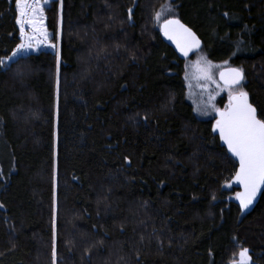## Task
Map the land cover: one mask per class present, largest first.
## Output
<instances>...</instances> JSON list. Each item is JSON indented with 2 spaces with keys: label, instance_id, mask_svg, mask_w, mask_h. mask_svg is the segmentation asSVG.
I'll use <instances>...</instances> for the list:
<instances>
[{
  "label": "trees",
  "instance_id": "obj_1",
  "mask_svg": "<svg viewBox=\"0 0 264 264\" xmlns=\"http://www.w3.org/2000/svg\"><path fill=\"white\" fill-rule=\"evenodd\" d=\"M166 2L53 0L59 64L47 50L0 66V264H233L242 248L264 264V193L243 214L225 187L237 163L187 98L154 22ZM172 3L212 61L243 65L260 115L264 0ZM17 14L0 0V60Z\"/></svg>",
  "mask_w": 264,
  "mask_h": 264
},
{
  "label": "snow or ice",
  "instance_id": "obj_2",
  "mask_svg": "<svg viewBox=\"0 0 264 264\" xmlns=\"http://www.w3.org/2000/svg\"><path fill=\"white\" fill-rule=\"evenodd\" d=\"M19 12L17 23L20 25L22 37L15 50L7 57L8 61L19 63L20 59L26 58L33 50H39V46L48 40V33L44 27V8L48 0H15ZM62 3V0H61ZM173 13L171 4L156 12L154 20L157 26L169 40L174 41L176 48L182 56L188 57L193 51L201 48V41L196 33L176 18H164V12ZM129 19L132 16V9H128ZM30 26L32 34L29 35L25 28ZM55 47V45H49ZM204 66L200 67L197 62V69L202 78L209 84H214L215 89L208 91L207 104L201 114H208V109L218 115L213 131L219 134L220 140L227 146V151L238 161V168L234 173V183L243 187L242 192L236 193V200L239 207L247 210L256 200L261 189L264 188V111L258 115L257 108L250 102L249 94L243 89V71L238 68H229L219 73L223 88L228 90V103L221 109L215 104L216 96L213 91L220 92L222 85L216 81L213 75V65L205 57H201ZM57 63L59 64V53L57 52ZM0 66L8 67L4 60H0ZM187 78V77H186ZM58 68H57V84ZM191 87V84L189 85ZM226 184L225 187H231ZM215 199V197H213ZM53 258L55 259V220L53 222ZM240 264H249L251 257L248 249L240 252Z\"/></svg>",
  "mask_w": 264,
  "mask_h": 264
},
{
  "label": "rangeland",
  "instance_id": "obj_3",
  "mask_svg": "<svg viewBox=\"0 0 264 264\" xmlns=\"http://www.w3.org/2000/svg\"><path fill=\"white\" fill-rule=\"evenodd\" d=\"M52 1L53 0H48V3L46 4V6L44 8V17H45L44 27L46 28L47 33H48V40L39 46V50H33L32 52H30L28 54L38 53V52L47 51V50L55 52V53H57V52L59 53V51H60L61 29L59 30V36H58L59 39L57 40V42H53L52 41V33L50 32V30L47 27L46 8L50 5V3ZM172 1L173 0H167V2L161 7V9L157 11V12H159L162 9H166V6L171 4L172 8L174 9V12L173 13H167L165 11L164 14L162 15V19H164V18H177L178 17V11L176 9L175 4H173ZM15 5H16V2H15ZM17 12H18V9H17ZM18 19H19V12L17 14V20ZM154 22H155V20H154ZM18 27H19V32H20V25L19 24H18ZM59 28H61V24L59 25ZM25 31L29 35L32 34V29L30 26H26ZM19 38H20L19 43H21V41H22L21 35H19ZM49 45H55V47L53 48V47H50ZM201 57H205L207 61H210L212 63V65L214 66L212 69L214 78L216 79V81L218 83H220L222 85V90L220 92L217 93V92L213 91V94L216 96L215 104L218 108H224L228 103V90L226 88H223V83H221V81L219 80V72L224 68L233 67V66L239 67L244 73H245V69H244L243 65H236V64L232 63V61L230 59H227V60H224L221 62L212 61L207 56V54L205 53L204 50H201V51L195 53L192 57L185 59V79L187 82V98H188V100L193 104L194 109H195L198 117L203 118V119L215 118L216 113L214 111H211L210 108L208 109V114H206V115L201 114L205 110V107L207 104L208 91L215 89L214 84H209L207 81L203 80L202 78H198L200 76V73L198 72V69H197V62L200 61V67L204 66V61H201ZM3 60H4L6 65H9L12 62V61H8L7 57H5ZM246 82H247V79H246V75H245L243 85H242L244 90H246V88L244 87V84H246ZM190 84H191V87H189ZM205 87H207L208 91L205 90ZM222 99H224V102H222ZM243 249H245V248L240 249L239 253L237 254L235 259L233 260V264H240V255L239 254ZM246 249H248V248H246ZM248 254L251 257V261L249 262V264H253V256H252V253L249 249H248Z\"/></svg>",
  "mask_w": 264,
  "mask_h": 264
},
{
  "label": "water",
  "instance_id": "obj_4",
  "mask_svg": "<svg viewBox=\"0 0 264 264\" xmlns=\"http://www.w3.org/2000/svg\"><path fill=\"white\" fill-rule=\"evenodd\" d=\"M176 19H179L180 20V22L181 23H183V24H185L186 26H188L185 22H183L182 21V19L180 18V17H177ZM189 27V26H188ZM191 28V27H190ZM192 29V28H191ZM193 30V29H192ZM194 31V30H193ZM162 32V31H161ZM195 32V31H194ZM196 33V32H195ZM162 35H163V37H164V39H165V41L167 42V43H169L172 47H173V49L175 50V52L177 53V55L179 56V57H181L182 59H187V58H189V57H191V56H193L195 53H197V52H199V51H201V50H203V47H204V44H203V41H202V39L198 36V34L196 33V35H197V37L200 39V41H201V48L199 49V50H197V51H193L192 53H190L189 54V56L188 57H184V56H182L181 55V53L179 52V50L176 48V44H175V42L174 41H171V40H169L166 36H164V34H163V32H162ZM229 68H238V69H240L239 67H236V66H233V67H227V68H224V69H222L221 71H226L227 69H229ZM220 71V72H221ZM219 72V73H220ZM243 75H244V78H245V73L243 72ZM219 80H220V78H219ZM244 81V80H243ZM243 81H242V85H243ZM221 83H223L222 81H221ZM249 100H250V98H249ZM250 102H251V100H250ZM252 103V102H251ZM253 104V103H252ZM254 105V104H253ZM255 106V105H254ZM256 107V106H255ZM257 108V107H256ZM221 109H223V108H221ZM257 112H258V109H257ZM258 115H259V112H258ZM219 117H218V115L216 114V116H215V123H216V120L218 119ZM261 118V117H260ZM215 125V124H214ZM216 134H217V136L219 137V134L217 133V132H215ZM219 140H220V138H219ZM220 144L226 149V151H227V146L224 144V142L222 141V140H220ZM227 153L236 161V163H237V168H238V161L236 160V158L235 157H233L232 156V154L230 153V152H228L227 151ZM237 168H236V170H237ZM234 181V176L232 177V179H231V185H232V187H234L235 189H237V192H242L243 191V187L241 186V185H238V184H236V183H234L233 182ZM236 192V193H237ZM263 193H264V188H262L261 189V191H260V193L257 195V197H256V200L253 202V204L249 207V209H247V210H242L241 208V212L243 213V214H250L254 209H255V207L257 206V204L259 203V201H260V199H261V197H262V195H263ZM235 201H236V203L239 205V201H237L236 200V198H235Z\"/></svg>",
  "mask_w": 264,
  "mask_h": 264
},
{
  "label": "bare ground",
  "instance_id": "obj_5",
  "mask_svg": "<svg viewBox=\"0 0 264 264\" xmlns=\"http://www.w3.org/2000/svg\"><path fill=\"white\" fill-rule=\"evenodd\" d=\"M169 44V43H168ZM170 45V44H169ZM192 57V56H191ZM235 197H236V195H235Z\"/></svg>",
  "mask_w": 264,
  "mask_h": 264
}]
</instances>
